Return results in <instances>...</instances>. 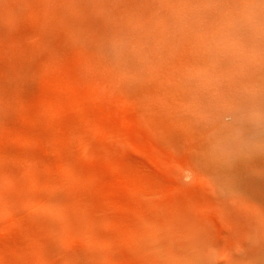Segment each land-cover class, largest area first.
<instances>
[{
  "label": "rangeland",
  "instance_id": "374dc122",
  "mask_svg": "<svg viewBox=\"0 0 264 264\" xmlns=\"http://www.w3.org/2000/svg\"><path fill=\"white\" fill-rule=\"evenodd\" d=\"M183 1L189 3L186 16ZM239 2L30 0L0 16V264H42L41 243L50 249L47 264H65L72 249L63 232L59 241L53 231L71 197L88 181L99 185L111 178L109 164L131 168L115 150L101 147L90 131L93 123L122 127L162 161L164 178L146 179L159 191L205 194L211 179L195 164L188 125L173 119L166 103L173 75H188L200 61L194 54L199 39L217 29L222 8ZM83 130L93 138V154L77 146ZM127 154L139 159L137 152ZM132 184L129 192H139ZM209 196L216 198L212 187ZM258 205L252 193L247 206Z\"/></svg>",
  "mask_w": 264,
  "mask_h": 264
},
{
  "label": "bare ground",
  "instance_id": "6f19581e",
  "mask_svg": "<svg viewBox=\"0 0 264 264\" xmlns=\"http://www.w3.org/2000/svg\"><path fill=\"white\" fill-rule=\"evenodd\" d=\"M29 1L0 0V16L7 18ZM241 1L221 9L213 25L217 29L204 34L194 49L203 63L197 61L188 75H173L166 103L171 117L188 125L195 164L211 179L216 198L209 196L207 184L198 197L159 191L146 179L164 178L162 161L138 147L122 127L113 124L109 131L93 123L90 131L101 147L115 150L131 168L109 164L111 178L99 185L88 181L71 197L62 225L53 231L59 241L63 232L72 249L65 264H264V0ZM181 3L186 16L189 3ZM188 21L183 19V25ZM154 24L161 26L159 20ZM89 132H79L76 139L83 154L95 149ZM73 177L72 168L71 185ZM169 180L163 179L172 184ZM130 183L139 192L130 193ZM252 193L259 198L254 210L247 206ZM79 237L85 247L76 243ZM38 251L47 264L50 249L41 243Z\"/></svg>",
  "mask_w": 264,
  "mask_h": 264
}]
</instances>
